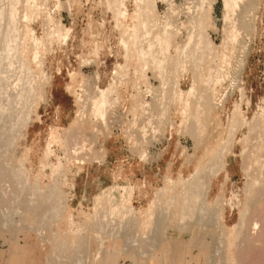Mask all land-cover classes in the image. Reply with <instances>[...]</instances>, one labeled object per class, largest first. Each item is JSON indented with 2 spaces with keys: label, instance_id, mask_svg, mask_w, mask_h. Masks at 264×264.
I'll return each mask as SVG.
<instances>
[{
  "label": "rangeland",
  "instance_id": "374dc122",
  "mask_svg": "<svg viewBox=\"0 0 264 264\" xmlns=\"http://www.w3.org/2000/svg\"><path fill=\"white\" fill-rule=\"evenodd\" d=\"M131 1L0 0V264H264V0Z\"/></svg>",
  "mask_w": 264,
  "mask_h": 264
},
{
  "label": "built area",
  "instance_id": "2783aa9c",
  "mask_svg": "<svg viewBox=\"0 0 264 264\" xmlns=\"http://www.w3.org/2000/svg\"><path fill=\"white\" fill-rule=\"evenodd\" d=\"M128 6L138 11L141 8V3L140 1L135 0L134 2L132 0L128 5L125 3L121 4L120 20L124 25H128V19L124 17ZM209 6H212L209 0H164L159 2L157 17L161 25L160 33L166 40L183 43L176 44L174 47V54L176 55L178 53L177 57L182 51V48H180L182 45L189 42H197L200 39L197 21L201 19L203 12ZM147 15H149L148 12H146ZM113 39L126 40L128 37L126 34L117 30L116 34L113 35ZM117 69L113 70V76L114 74L116 75ZM179 73L183 75L184 70H179Z\"/></svg>",
  "mask_w": 264,
  "mask_h": 264
},
{
  "label": "bare ground",
  "instance_id": "6f19581e",
  "mask_svg": "<svg viewBox=\"0 0 264 264\" xmlns=\"http://www.w3.org/2000/svg\"><path fill=\"white\" fill-rule=\"evenodd\" d=\"M198 40H199V39H198ZM204 42H205V41H204ZM188 44H190V43H188ZM203 44H204V43H203ZM204 45H206V43H205ZM194 47H195V46H194ZM201 69H202V68H201ZM201 71H202V70H201ZM199 80H200V79H199ZM204 82H205V81H204ZM203 84H204V83H203ZM190 89H191V88H190ZM190 89H189V90H190ZM107 90H108V89H107ZM96 91H97V90H96ZM99 91H100V90H99ZM102 91H103V90H101V92H100L101 94H103V93L105 92V91H104V92L102 93ZM107 92H108V91H107ZM100 93H99V94H100ZM105 93H106V92H105ZM108 94H109V93H108ZM6 95H7V94H6ZM14 95H16V94H14ZM4 97H5V96H4ZM22 98H24V97H22ZM26 98H27V97H26ZM98 98H101V97L98 96ZM98 98H97L96 100H93V102H94V101H97ZM92 99H93V98H92ZM99 100H100V99H99ZM102 100H103V98H102ZM24 101H25V100H24ZM101 102H102V101H98V102H96V103H95V102L93 103V105H95V108L93 107V109H94L96 112H99V110H96V106H98L99 103H101ZM103 102H104V101H103ZM105 102H106V101H105ZM22 103H23V102H22ZM97 103H98V105H96ZM1 104H2V103H1ZM10 104H11V103H10ZM15 104H16V102H15ZM103 104H104V103H103ZM105 104H106V103H105ZM105 104H104V105H105ZM24 105H25V104H24ZM24 105H22V106H24ZM8 106H9V105H8ZM100 106H102V105L100 104V105L98 106L97 109H100ZM2 107H3V106H2ZM5 107H6V105H5ZM103 107H104V106H102V108H103ZM3 109H4V108H3ZM12 109H13V108H12ZM4 111H5V110H4ZM19 111H20V109H19ZM104 111H105V110H104ZM93 112H94V111H93ZM96 112H94V113H96ZM7 113H8V112H7ZM100 113H101V111H100ZM104 113H105V112H104ZM104 113H102V114H104ZM23 114H24V113H23ZM23 114H22V115H23ZM98 114H99V113H98ZM8 115H10V114H8ZM96 115H97V114H96ZM100 115H101V114H100ZM15 116H16V115H15ZM101 116H102V115H101ZM101 116H100V117H101ZM93 117H94V116H93ZM100 117H99V118H100ZM9 120H10V119H9ZM10 131H11V130H10ZM1 156H2V155H1ZM214 160H215V159H214ZM208 164H209V163H208ZM215 164H216V163H215ZM215 164H214V165H215ZM257 164H258V163H257ZM214 165H213V168H214ZM206 167H207V166H206ZM208 167H210V166H208ZM210 170H211V169H210ZM213 170H214V169H213ZM215 170H216V169H215ZM198 172H199V171H198ZM212 172H213V171H212ZM207 173H208V172H207ZM197 174H198V173H197ZM210 174H211V173H210ZM260 175H261V174H260ZM197 176H198V175H197ZM259 180H260V179H259ZM182 182H184V181L182 180ZM187 182H188V180L186 181V183H187ZM189 182H190V181H189ZM186 183H185V184H186ZM194 184H195V183H194ZM192 185H193V184H192ZM186 187H187V186H186ZM250 187H251V186H250ZM183 188H184V187H183ZM189 188H190V187H189ZM189 188H187V189H189ZM248 188H249V187H248ZM252 188H253V187H252ZM252 188H251V191H252ZM162 190H163V189H162ZM197 190H198V189H197ZM249 190H250V189H249ZM253 190H254V189H253ZM34 191H35V190H34ZM53 192H54V191H53ZM53 192H52V193H53ZM185 192H186V191H185ZM190 192H191V191H190ZM193 192H194V191H193ZM248 192H249V191H248ZM198 193H199V192H198ZM253 193H254V192H253ZM184 194H185V193H184ZM188 194H189V192H188ZM250 194H251V193H250ZM48 195H49V194H48ZM50 196H52V195H49V197H50ZM180 196H181V195H180ZM182 196H183V193H182ZM186 196H187V194H186ZM188 196H189V195H188ZM249 196H250V195H249ZM245 197H246V196H245ZM250 197H251V196H250ZM185 198H186V197H185ZM199 198H200V197H199ZM252 199H253V198H252ZM249 200H250V198H249ZM249 200H248V201H249ZM166 201H167V200H166ZM191 201H192V200H191ZM246 201H247V200H246ZM250 202H251V201H250ZM250 202H249V203H250ZM193 203H194V202H193ZM58 205H59V204H58ZM182 205H184V204H182ZM246 205H247V204H246ZM188 206H189V203H188ZM54 207H55V206H54ZM197 207H198V206H197ZM243 208H244V207H243ZM194 209H195V208H194ZM243 210H244V209H243ZM101 211H102V210H101ZM180 211H181V210H180ZM198 211H199V210H198ZM215 212H216V211H215ZM179 213H180V212H179ZM188 213H189V212H188ZM216 213H218V212H216ZM244 213H245V212H244ZM247 213H248V212H247ZM193 214H194V213H193ZM240 214H241V212H240ZM242 214H243V211H242ZM242 214H241V215H242ZM216 215H217V214H216ZM243 215H244V214H243ZM243 215H242V216H243ZM190 216H191V215H190ZM219 216H220V215H219ZM244 217H245V216H244ZM244 217H242V218H244ZM238 218H240V216H239ZM245 219H247V218H245ZM189 220H190V219H189ZM242 221H243V220H242ZM252 221H254V220H252ZM215 222H216V221H215ZM240 222H241V221H240ZM255 222H256V221H255ZM255 222H253V223L255 224ZM236 224H237V223H236ZM240 224H241V223H240ZM242 224H243V222H242ZM257 224H258V223H257ZM238 226H239V225H238ZM216 227H217V226H216ZM240 227H241V226H240ZM252 227H253V226H252ZM255 227H256V226H255ZM255 227H254V228H255ZM250 228H251V227H250ZM254 228H253V229H254ZM253 229H252V230H253ZM235 230H236V229H235ZM216 231H217V230H216ZM238 231H240V230H238ZM235 232L237 233V231H235ZM219 234H220V233H219ZM237 235H238V234H237ZM101 242H102V241H101ZM101 245H102V244H101Z\"/></svg>",
  "mask_w": 264,
  "mask_h": 264
},
{
  "label": "crops",
  "instance_id": "0c3cea01",
  "mask_svg": "<svg viewBox=\"0 0 264 264\" xmlns=\"http://www.w3.org/2000/svg\"><path fill=\"white\" fill-rule=\"evenodd\" d=\"M175 260H176V257H174V259H171V260L170 259L169 260H166L167 262L165 261L164 264H174L175 263ZM108 264H115V263H113V261H110Z\"/></svg>",
  "mask_w": 264,
  "mask_h": 264
}]
</instances>
